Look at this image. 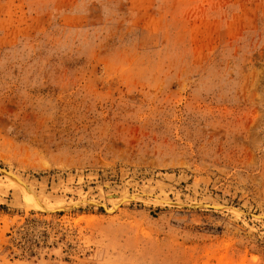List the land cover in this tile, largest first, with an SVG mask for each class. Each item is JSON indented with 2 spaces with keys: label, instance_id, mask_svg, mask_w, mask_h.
<instances>
[{
  "label": "rangeland",
  "instance_id": "rangeland-1",
  "mask_svg": "<svg viewBox=\"0 0 264 264\" xmlns=\"http://www.w3.org/2000/svg\"><path fill=\"white\" fill-rule=\"evenodd\" d=\"M0 167V264H264V0H0Z\"/></svg>",
  "mask_w": 264,
  "mask_h": 264
},
{
  "label": "bare ground",
  "instance_id": "bare-ground-1",
  "mask_svg": "<svg viewBox=\"0 0 264 264\" xmlns=\"http://www.w3.org/2000/svg\"><path fill=\"white\" fill-rule=\"evenodd\" d=\"M0 170H1V173L5 175L6 178H8L12 183H14L22 191L23 195L26 198H28L29 200H31V205H32V207L34 209H37L39 211L40 210H43L42 206L39 204L40 201L39 200H36L35 197L33 199L36 200V201H39L38 203L32 199L33 196L31 197V193L29 192V190H27L28 188H26V185L22 182V180L19 179V177L15 176L11 172H10L11 173L10 174L7 170H5V169H3L1 167H0ZM113 198H115V197H113ZM132 198L131 199L124 200L123 202H125V203L133 202ZM86 206L87 207L103 208V209L106 210V212L108 214H112V212L113 211H116L120 205L118 204L116 207H114L113 209H111V211H108L109 209H107L106 206L103 205V203L101 204V203L88 202L85 205L84 204H78V205H74V206H64V207H61V208L56 209L55 211H67V210H73L75 208H81V207H86ZM198 206L210 207V208H212L211 210L219 211V212L231 211L233 214H237V215L240 212V214L245 215L243 211L241 212V211H238L236 208H228V207H225V206H214V205H210V204H195V205H189L188 207L195 208V207H198ZM208 209L209 208H205L204 210H208ZM55 211H46V212L47 213H55ZM255 215L256 216H254L253 218L259 219V220H264V215H257V214H255Z\"/></svg>",
  "mask_w": 264,
  "mask_h": 264
},
{
  "label": "water",
  "instance_id": "water-1",
  "mask_svg": "<svg viewBox=\"0 0 264 264\" xmlns=\"http://www.w3.org/2000/svg\"><path fill=\"white\" fill-rule=\"evenodd\" d=\"M205 209V208H209L208 210H211L212 208H210V207H204V206H198V207H195V208H193V209ZM105 210V209H104ZM106 211V210H105ZM57 212H62V211H55V213H57ZM244 214L245 215H247V216H249V217H254V216H256L254 213H246V212H244Z\"/></svg>",
  "mask_w": 264,
  "mask_h": 264
}]
</instances>
